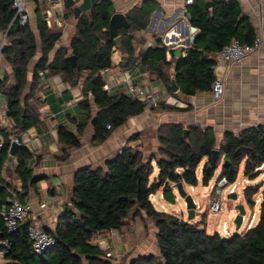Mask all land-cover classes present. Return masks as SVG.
I'll list each match as a JSON object with an SVG mask.
<instances>
[{"label": "trees", "instance_id": "1", "mask_svg": "<svg viewBox=\"0 0 264 264\" xmlns=\"http://www.w3.org/2000/svg\"><path fill=\"white\" fill-rule=\"evenodd\" d=\"M31 1L36 4L39 39L30 23L20 26L17 21L14 22L16 13L11 0H0V31L7 34L2 55L13 75V79L10 74L0 78V93L4 96L6 114L14 119L10 132L4 131L0 125V134L5 138L0 160V236L9 237L13 242L12 251L6 256V259H11L7 264H111L107 251L95 244L94 238L106 237L110 232L127 234L132 231L137 218L145 224L152 221L157 230L158 254L139 255L129 264H264V192L258 223L230 237L209 234L202 223L193 224L182 217L158 211L150 202L151 195L161 188L167 200L173 190L172 185L179 182L189 187L199 184L209 186L223 158L228 164L223 162L220 177L236 182L243 161L245 176L250 179L258 177L260 174L255 170L264 165V125L247 128L238 135L225 133L217 161L212 158L213 151L217 149V139L211 128L205 130L196 125L162 124L155 132L159 142L158 156H146L142 143L131 145L144 135L135 134L105 166H88L76 171L56 228L46 229L56 239L55 247L46 253L48 256L33 253L29 223L22 222L14 232H7L1 218L2 206L14 193L21 200L26 198L29 188L35 187L39 181L33 178V169L29 165L32 155L27 148L21 146L15 155L18 163L14 170L8 166L4 170V157L11 156V136L21 137L44 121L36 109L38 91L43 89L40 72H58L71 87L78 86L87 74L84 99L79 105L88 119L80 124L68 117L73 127L66 124L57 127L58 143L63 149L58 161H67L70 149L82 147L89 124L95 130L93 145L99 146L114 130L146 111L143 99L133 98L122 90L109 94L103 89L106 83L103 72L112 67V50L117 47L109 31L112 2L102 0L92 10L83 13L75 21L70 45L61 46L50 61V54L63 34L58 28L48 27L39 0ZM67 11L63 20H74L73 10L68 8ZM153 11V7L143 5L134 8L127 16L131 27L121 30L119 35L122 37L120 51L127 54L121 69L128 71L141 64L174 96L177 93L172 90V80L176 81L181 94L187 97L210 92L216 79V54L233 39L244 44H251L256 39L251 21L237 0H195L187 9V18L199 32L186 57L178 59L171 51L172 59L168 62V48L161 38L147 49L142 47L137 54L135 33L147 29ZM181 37V34H171L170 46L176 45L177 38ZM181 42L188 43L186 39ZM39 49L42 58L29 82L30 64ZM71 55L77 57L74 69L65 61ZM90 82L93 86L91 96L87 91ZM93 105L98 109L95 118L92 117ZM154 111L179 112L184 109L161 102ZM107 125L111 126V130L106 128ZM155 161L161 173L152 181ZM203 161L200 181L197 171ZM3 171L14 172L23 181L22 193L6 183L2 178ZM261 187L249 186L244 191L245 200L252 208L256 205L254 197ZM16 257L19 262L14 261Z\"/></svg>", "mask_w": 264, "mask_h": 264}, {"label": "crops", "instance_id": "2", "mask_svg": "<svg viewBox=\"0 0 264 264\" xmlns=\"http://www.w3.org/2000/svg\"><path fill=\"white\" fill-rule=\"evenodd\" d=\"M109 1L113 4V14L123 13L126 17L136 7L148 5L154 8L147 29L135 33V48L137 54L142 51V47L146 49L147 46L151 47L155 45V41L158 38L162 39L163 44L165 42L170 46L171 34L175 33L181 34L182 37L177 38L178 43L176 45L174 44V47L182 50V58L188 55L192 44L188 46L181 41L183 39L187 41L191 39L192 36H190L189 32L192 26L187 18L186 12L188 7L185 6L184 0ZM237 1L245 16L250 19L256 32V38H260L262 44L255 52L245 58L242 63L222 65L220 67L219 75L223 78L226 87L225 95L220 102L215 103L213 101L211 92H199L195 96L187 97L181 94L180 90L175 96L166 89L161 90L158 79L141 64L135 65L128 71H123L121 69V64L127 57V54L122 53L119 44H117V47L112 50V67L109 69L110 75L122 82L126 74H129L133 76L136 83L140 84L145 89L160 90L162 102L176 106L177 108H182L184 111H166L162 113H157V111H145L142 115L131 118L124 126L114 130L111 136L99 146L93 145L95 130L93 126L89 124L82 139V147L79 149H70V158L64 162L58 161V157H62L63 155V149L58 143L57 127L61 124L73 127L70 125L71 123L68 121V117L80 124H84L87 121L88 116L79 105L84 99V89L81 87L84 86L87 74L84 75L78 86L71 87L68 83L63 81L60 73H47L44 78L43 83L45 84L43 85V89L39 90L38 93L43 92L45 94L48 109L51 114H54L55 118L53 120L43 119L44 121L42 123L31 128L20 137L21 146L27 148L32 155V159H29V163L33 169V178L39 180L35 187L29 188L28 196L22 200L24 202V200L29 198L33 205V212L30 216V221L32 223L41 224L48 230H54L63 212L67 195L73 186V178L76 171L88 166H105L110 158L122 151L127 145V141L135 134L144 133L141 140L133 142L131 145L135 146L142 143L146 156H158L159 142L155 136V132L162 124L196 125L205 130L211 128L216 135L217 149L221 146L225 133L232 132L238 135L247 128L264 125V0ZM77 2V4H79L82 0H77ZM66 3L67 0H39V6L43 16L47 10L59 5L58 11L63 17L68 13ZM29 5L31 10L30 24L39 39L37 16L35 14L36 4L30 0ZM58 29L62 32L63 36L57 43L55 49L51 52L50 61L53 60L61 46L68 47L70 45L71 35L75 31V20L69 21L66 19L63 22V27ZM198 32L199 30L195 35H197ZM5 35L0 31V78H3L5 74H10L13 79L12 69L4 60L1 52L6 41ZM141 42L145 44L143 43V45ZM39 47H41V44H39ZM41 58L42 54L39 49L36 57L30 64L29 82L32 81L34 68ZM171 59L172 54L170 52V54H167V61L170 62ZM171 71L174 72V68H172ZM40 82H42V80H40ZM126 89V84L122 82L119 85H113L110 94L121 90L127 93ZM173 100L179 101L181 104H174ZM3 113H6L5 100L4 96L0 93V119ZM97 113L98 109L93 105L92 117L95 118ZM37 157L39 159H37ZM8 162L9 163L4 166V170H6L5 168L7 166L14 170L17 166L18 158L14 156V158ZM223 162L222 160V164ZM245 166V161H243L240 165L239 172L241 168L243 172H245ZM13 173L14 172L8 173L3 171L2 178L6 183L12 184L22 193L23 181ZM245 177L250 179L247 176ZM238 183L242 185V183ZM257 185H261L262 187L255 197V207H259V215L257 216L256 213L253 212L250 219L251 221L253 216H256L253 226L259 221L264 185L262 182L260 184L250 183L247 186ZM172 188L174 189L175 187L172 186ZM196 188L197 187H195V189ZM246 188H244V190ZM245 203L247 204L244 196V204ZM136 223L133 224L132 231L129 234H117L116 236V232H113L111 235L109 233L106 237L98 239L105 243V245H109L110 248L107 249V256L111 258V264H120L119 261L113 258V255L117 257L119 252H122L120 256H124L123 254L127 253L131 254L129 256V262H131L137 255H145V251L150 250V243L154 241L148 239L149 237H147L145 241L141 240L142 238L135 242L134 240L132 241L133 237L136 235L135 230L138 228V223ZM248 225L244 231L248 229ZM205 226L207 229V225ZM94 240L96 241V238H94ZM100 247L104 250L106 249L105 246ZM153 247H155V244L151 245V249ZM16 259L17 257L14 258V261L19 262ZM10 260L11 259L6 258L0 259V264H7Z\"/></svg>", "mask_w": 264, "mask_h": 264}, {"label": "built area", "instance_id": "3", "mask_svg": "<svg viewBox=\"0 0 264 264\" xmlns=\"http://www.w3.org/2000/svg\"><path fill=\"white\" fill-rule=\"evenodd\" d=\"M76 3L77 0H74ZM195 0H184V4L186 7H189L194 4ZM30 0H14L13 7L15 9V19L14 22L17 21L20 26H26L31 21V10L29 5ZM59 5L54 6L51 9L47 10L44 15V20L49 28H60L64 22L63 17L60 15L58 11ZM56 10V11H55ZM187 13V12H186ZM190 36L194 34L190 31ZM164 46L168 47L167 54H170L171 50L170 46L164 42ZM262 44V40L260 38H256L251 44H244L238 39H233L230 44L225 46L220 52L216 54L217 63L215 65L214 71L216 74V79L211 87V97L215 103L220 102L226 91L225 82L223 78L219 75V69L222 65H232V64H240L243 62L245 58L250 56L253 52H255L260 45ZM149 48V46H147ZM146 48V49H147ZM173 51V50H172ZM46 72H40L39 77L41 78V86L45 83L44 78L46 76ZM103 78L105 80L104 90L111 93L113 85H119L122 82L126 84L127 93L133 98L143 99L146 103V111H154L157 109L162 102V95L160 90H149L142 87L140 84L134 81L133 76L126 74L125 79L121 82L116 80L114 77L110 75L109 69L103 72ZM160 89L165 90V86L160 82ZM84 89V86L81 87ZM90 96H91V92ZM174 104H181V102L173 100ZM36 109L39 112L42 119L53 120L55 118L54 114H51L46 101V96L43 92L38 93V101L36 104ZM0 125L4 131L10 132L11 128L14 125V119L12 117L7 116L6 113H3L0 119ZM108 130H111V126L107 125ZM10 141L20 143V137L11 136ZM10 143V146H11ZM5 138L3 134H0V160L1 153L4 149ZM10 149V148H9ZM220 147L218 148V150ZM203 169V167H201ZM256 173H259L260 176L264 178V165L258 167L255 170ZM241 186L237 181L232 183L229 181L227 177H219L214 185L211 186V192L209 195V211L215 214H219L222 211L223 203L226 200L225 194L230 200H232L233 194H238V188ZM195 190V187H192ZM194 198V197H193ZM195 204L197 206L196 210L201 212L203 210L202 204L198 202L194 198ZM150 202L153 207L166 214L175 215L166 207V198L164 193L161 194H153L150 197ZM33 212V205L30 202V199L27 198L24 202L18 197L17 194H12L7 202L1 208V218L5 223V227L8 233L14 232L22 222H27L30 224L29 227V238L32 242L33 253L38 256H43L47 252L51 251L56 245V239L51 234L46 231V228L41 224L32 223L30 221V216ZM177 216V215H176ZM256 216H253L252 220L248 225V229L252 228L255 222ZM245 222V217H244ZM243 222V224H244ZM233 226H236L234 222H232ZM113 233V232H112ZM217 233L223 237H230L234 233L231 230V227L228 222H224L222 229L218 230ZM101 245V244H100ZM13 242L9 237H1L0 236V259L6 258L8 254L12 251ZM119 255H117L118 257Z\"/></svg>", "mask_w": 264, "mask_h": 264}, {"label": "rangeland", "instance_id": "4", "mask_svg": "<svg viewBox=\"0 0 264 264\" xmlns=\"http://www.w3.org/2000/svg\"><path fill=\"white\" fill-rule=\"evenodd\" d=\"M63 27V24L62 26ZM60 27V28H61ZM70 86V85H69ZM13 156H5L4 157V163L5 166L9 163L8 161L13 159ZM225 158H223L224 161ZM31 161V160H30ZM204 161L201 163L200 167L198 168V176H199V180L201 181V174H202V169L201 167H203ZM222 164V163H221ZM30 165V163H29ZM221 167H219V169L216 171V174L214 176V178L211 180L210 185L209 186H204L203 184H199L197 186V188L195 190L192 189V187L189 186H185V190L187 191L188 194H191L197 201H200L203 207V210L200 212V216H198L195 220H193L191 223L193 224H198V223H202L203 225H207V231L209 234H215L217 233L218 230L222 229L223 223L224 222H228L231 230L233 233H241L243 232L246 228L247 225L252 217L253 212L256 213V215L258 216V210L259 207H255L252 208L251 206H248L246 203L244 204V196H243V191L244 188H246L250 183L253 184H260L263 182L264 185V178L262 176H258L255 179L251 180L245 177V174L241 168L240 172H239V177L237 182L242 183L241 186H239L238 188V199L237 201L234 200H230L227 196V193L225 194L226 200L223 203V207H222V211L219 214H215L209 211V195H210V186L214 185V183L216 182V180L220 177L221 175ZM161 171L159 169V167L157 166V162H154V173L152 175V180H154L155 178H157L160 175ZM202 177V176H201ZM252 181V182H250ZM175 187V185H172ZM163 191V188L159 190V192H157L156 194H161ZM256 197V196H255ZM254 197V201L256 203V198ZM166 207H168L170 210H172L171 212L174 213L175 215L184 218L187 221L188 218V214H187V209H186V203L185 200L178 194L177 189H173L172 192L169 194V198L167 199V201L165 202ZM238 204H244L247 207V214L245 216V222L243 224V226L241 227L240 230H237L236 226L232 225V222H234L238 212L235 210L236 206ZM251 207V208H250ZM258 220V219H257ZM138 223V228H136V232H135V236L133 237L132 241L134 240V242L140 238H142L141 240L147 239V237H149L148 239H152L154 242L150 243V250H146V254H151V253H155L158 254V248L156 249L157 246V240L155 238V235L157 234V230L155 229V227L152 225V221H149L148 224H145L142 220H140L139 218H137L135 220L134 223ZM133 223V224H134ZM136 223V224H137ZM256 225V224H255ZM254 225V226H255ZM135 226V225H134ZM253 226V227H254ZM131 233V232H129ZM127 233V234H129ZM112 234V232H110V235ZM118 233H115V235L117 236ZM125 235V234H124ZM113 236V235H112ZM96 241H94L95 244L99 245V246H105V250L108 251L107 249H109V245L103 242H101L98 239H102L104 237H95ZM144 238V239H143ZM101 244V245H100ZM155 247H153L151 249V245H154ZM150 251V252H149ZM138 253V252H137ZM118 255H122V252H119ZM124 256H120L119 258L115 257L113 255V258L117 261L120 262V264H129V259H130V255L131 254H123ZM46 256H48V254H46ZM139 256V255H137ZM136 256V257H137Z\"/></svg>", "mask_w": 264, "mask_h": 264}, {"label": "water", "instance_id": "5", "mask_svg": "<svg viewBox=\"0 0 264 264\" xmlns=\"http://www.w3.org/2000/svg\"><path fill=\"white\" fill-rule=\"evenodd\" d=\"M102 0H82L81 3L77 4L74 0H67L66 7L69 9L73 10L74 13V20L77 21L81 17V15L85 12H88L92 10L94 7H96ZM12 4L14 0H11ZM131 27L127 17L123 13H115L112 15L110 19V24H109V31H110V36L111 38L115 39L116 44H120L122 42L121 36H119V33L121 30H129ZM191 32L194 34L191 39L188 41L187 45L190 46L193 44V42L196 39L195 33L198 31L197 28L191 27L190 28ZM7 37V34L5 35V39ZM170 49L173 50V55L180 59L182 55V50L180 48H175L174 46H171ZM2 52V50H1ZM65 61L68 62L71 65V68L74 69L77 65V57L74 55L68 56L65 58ZM172 90L174 93L179 92V86L177 85L175 80H172ZM87 91L92 92L93 91V86L92 82H90L87 86ZM185 133H187V130H185ZM21 147L20 143L17 142H12L9 153L11 156H15L17 152L19 151ZM219 157V150L215 149L213 151V160L217 161ZM224 164H228V161H225ZM175 188L177 189L178 194L185 200L186 203V209H187V214L188 222H192L195 220L198 216H200V212L196 210L197 206L195 204L194 198L191 194H188L187 191L185 190V187L182 182H179L175 185ZM232 200L237 201L238 195L233 194ZM235 210L238 212L234 223L236 224L237 230H240L241 227L243 226L244 222V217L247 214V209L243 204H238L235 208Z\"/></svg>", "mask_w": 264, "mask_h": 264}]
</instances>
